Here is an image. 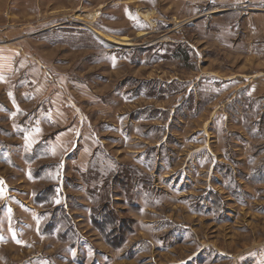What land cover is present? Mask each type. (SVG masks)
<instances>
[{
    "label": "rangeland",
    "instance_id": "1",
    "mask_svg": "<svg viewBox=\"0 0 264 264\" xmlns=\"http://www.w3.org/2000/svg\"><path fill=\"white\" fill-rule=\"evenodd\" d=\"M250 3L0 0L18 65L0 74V264H264V93L244 87L264 78V32L242 18ZM59 132L92 137L86 165L75 150L61 168L56 146L35 143ZM96 208L122 244L92 224Z\"/></svg>",
    "mask_w": 264,
    "mask_h": 264
},
{
    "label": "crops",
    "instance_id": "2",
    "mask_svg": "<svg viewBox=\"0 0 264 264\" xmlns=\"http://www.w3.org/2000/svg\"><path fill=\"white\" fill-rule=\"evenodd\" d=\"M252 3H250L254 7L248 8L247 12H242V18L247 19L250 21L251 25L254 26V28L257 31L264 32V0L260 2V0H251ZM243 10V9H241ZM16 55V52L11 50H4L2 48V45L0 44V74L3 73V71H6L9 74H14L17 71V67L14 64V56ZM28 55V54H27ZM264 77V76H261ZM258 76L254 77L250 84H247L244 87H248L247 93L251 97L259 96L264 93V78H259L257 80ZM48 117H52L50 114L47 115ZM34 117V116H33ZM35 118V117H34ZM54 119V118H53ZM31 132V131H30ZM29 132V133H30ZM79 134V133H78ZM78 134L74 135V138L72 140L69 139V137L66 135V133H57L52 135L51 137L48 136L46 139V136H41L38 139H35V143H40L44 141V144L49 145L51 143V146H56L57 151L60 152L59 158L56 160L55 163H58L59 166L64 169H66L67 166V157H69L72 153L76 151L75 162L78 166H84L86 163H88L89 158L92 154L93 149V140L91 136L86 135L85 140L81 139ZM26 137V136H25ZM24 137V139H25ZM31 137V134L28 135V138ZM81 139V146H79V149L77 148L78 143H80ZM22 139V140H24ZM43 139V140H42ZM42 140V141H41ZM55 152V149L52 150ZM57 153V152H56ZM63 155V156H62Z\"/></svg>",
    "mask_w": 264,
    "mask_h": 264
},
{
    "label": "trees",
    "instance_id": "3",
    "mask_svg": "<svg viewBox=\"0 0 264 264\" xmlns=\"http://www.w3.org/2000/svg\"><path fill=\"white\" fill-rule=\"evenodd\" d=\"M188 50V49H187ZM177 58H183L184 61L187 62L188 52L182 45L178 46L174 50ZM36 200H42V198L37 197ZM97 210V211H96ZM112 213L111 210L107 209H99L96 208L95 211L93 209L92 212V224L98 229V231L101 233L104 240L109 241V243H113L111 239H119V243L122 244L124 239H126L125 232H120L117 228V225L119 224L118 221H116V217L111 215L110 217H107L109 214ZM115 219V221H114ZM106 226H110L109 229H107ZM113 228V229H112ZM123 229V228H122ZM117 234V236H115ZM118 244V245H120ZM117 246V245H115Z\"/></svg>",
    "mask_w": 264,
    "mask_h": 264
},
{
    "label": "bare ground",
    "instance_id": "4",
    "mask_svg": "<svg viewBox=\"0 0 264 264\" xmlns=\"http://www.w3.org/2000/svg\"><path fill=\"white\" fill-rule=\"evenodd\" d=\"M125 40H127V38H126V37H122V38L119 39V41H116V40H114V41H116V42H120V43H124ZM126 43H127V42H126Z\"/></svg>",
    "mask_w": 264,
    "mask_h": 264
}]
</instances>
